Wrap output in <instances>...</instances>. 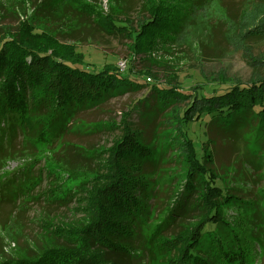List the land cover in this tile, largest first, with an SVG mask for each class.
Returning a JSON list of instances; mask_svg holds the SVG:
<instances>
[{
	"label": "rangeland",
	"instance_id": "obj_1",
	"mask_svg": "<svg viewBox=\"0 0 264 264\" xmlns=\"http://www.w3.org/2000/svg\"><path fill=\"white\" fill-rule=\"evenodd\" d=\"M142 1L99 0L97 7L108 12L119 4L135 22L141 18ZM184 2L185 23L177 37L151 54L135 55L129 36L97 29L80 13L76 0H0L3 32L32 26L33 32L48 33L71 46L89 68L111 64L147 84L123 89L97 104L66 108L54 117L36 110L23 121L7 124L0 118V264L76 247V234L93 220L89 198L109 181L110 149L127 121L159 154L157 162L144 166L153 184L152 197L134 242L143 250L142 264H163L150 245L144 247V239L174 207V200L182 199L187 168L178 152L183 146L178 127L185 104L176 101L161 108L151 85L210 92L264 79V37L238 35L243 19L251 23L254 17H264V0ZM206 121L187 124L186 131L200 154L202 148L210 152L218 184L239 196L225 209L226 215L231 227L255 247L252 264H264V159L258 162L264 156V124L255 119L228 129ZM192 194L191 205L196 200ZM194 216L181 211L163 234L175 235Z\"/></svg>",
	"mask_w": 264,
	"mask_h": 264
},
{
	"label": "trees",
	"instance_id": "obj_2",
	"mask_svg": "<svg viewBox=\"0 0 264 264\" xmlns=\"http://www.w3.org/2000/svg\"><path fill=\"white\" fill-rule=\"evenodd\" d=\"M93 1L94 4L76 0V6L103 33L129 36L135 55L151 54L174 40L185 23L184 0H144L136 24L125 15L121 5L110 6L108 12H103L97 7L99 0ZM255 18L251 23L246 18L241 21L240 38L264 37V17ZM33 31L28 25L16 32H3L0 28V118L7 124L23 121L36 110L54 117L66 108L97 104L123 89L147 85L128 73L123 75L120 68L111 64L91 69L71 46L59 43L48 33ZM176 87L152 84L150 91L161 108L176 101L185 104L179 112L178 127L183 141L178 152L187 168L182 180V199L176 198L163 221L145 236L144 247L150 245L153 249L150 251L161 255L163 264H248L249 261L252 264L255 247L246 241L243 233L231 227L225 210L239 196L218 184L210 152L202 148L199 153L186 127L204 119L228 129H240L255 119L263 125L264 79L248 84L238 82L210 92L203 87L194 92ZM122 130V136L110 149L109 181L91 194L88 208L93 220L76 234V247L54 248L33 260L4 264L143 263L139 260L143 250L135 246L134 237H138L137 228L148 213L147 200L152 197L149 188L153 184L149 183L144 166L157 162L159 154L128 121L123 122ZM263 159L261 156L258 162ZM190 193L196 195L193 205ZM178 205L181 211L195 212V216L190 218L192 221L186 219L181 229L170 237L163 230L172 220H177L173 216L180 217ZM139 240L142 243L143 239Z\"/></svg>",
	"mask_w": 264,
	"mask_h": 264
}]
</instances>
